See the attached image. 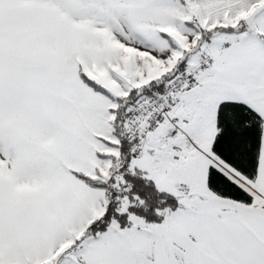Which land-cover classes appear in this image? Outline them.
<instances>
[{"label": "snow or ice", "instance_id": "obj_1", "mask_svg": "<svg viewBox=\"0 0 264 264\" xmlns=\"http://www.w3.org/2000/svg\"><path fill=\"white\" fill-rule=\"evenodd\" d=\"M0 264H264V0H0Z\"/></svg>", "mask_w": 264, "mask_h": 264}]
</instances>
